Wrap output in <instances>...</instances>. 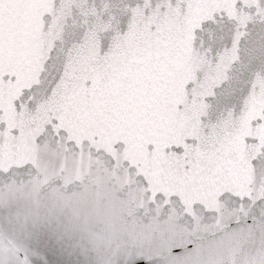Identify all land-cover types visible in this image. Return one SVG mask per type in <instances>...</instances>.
Instances as JSON below:
<instances>
[{
    "label": "snow or ice",
    "instance_id": "snow-or-ice-1",
    "mask_svg": "<svg viewBox=\"0 0 264 264\" xmlns=\"http://www.w3.org/2000/svg\"><path fill=\"white\" fill-rule=\"evenodd\" d=\"M0 264H264V0H0Z\"/></svg>",
    "mask_w": 264,
    "mask_h": 264
},
{
    "label": "water",
    "instance_id": "water-1",
    "mask_svg": "<svg viewBox=\"0 0 264 264\" xmlns=\"http://www.w3.org/2000/svg\"><path fill=\"white\" fill-rule=\"evenodd\" d=\"M94 183L97 185L96 194L101 198L102 205L107 207L115 206V215L113 216L111 214H101L97 216L91 213L82 214L80 209L74 204L72 206V212L74 213V215L81 216V225L86 231L91 233L93 236L103 237L113 223H125L124 212H127L130 209H128L127 206H123L116 194L111 189L106 188L99 178H96L94 180ZM130 223L139 224V221L133 220L130 221ZM153 226L159 228V225L155 221L153 222ZM177 230H180L178 226ZM138 234L139 233L137 230H133L129 233L130 237L133 240L137 238Z\"/></svg>",
    "mask_w": 264,
    "mask_h": 264
}]
</instances>
